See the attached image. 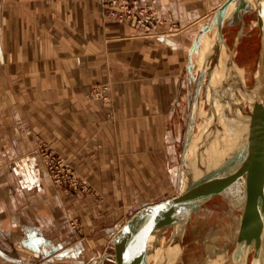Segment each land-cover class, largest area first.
Instances as JSON below:
<instances>
[{
	"label": "crops",
	"instance_id": "0c3cea01",
	"mask_svg": "<svg viewBox=\"0 0 264 264\" xmlns=\"http://www.w3.org/2000/svg\"><path fill=\"white\" fill-rule=\"evenodd\" d=\"M98 11V0H0V264H82L90 233L120 215V180L148 178L166 150L157 140L195 36L184 58L178 38L153 43ZM97 83L111 85L110 105L88 96ZM42 143L106 202L57 187Z\"/></svg>",
	"mask_w": 264,
	"mask_h": 264
},
{
	"label": "rangeland",
	"instance_id": "374dc122",
	"mask_svg": "<svg viewBox=\"0 0 264 264\" xmlns=\"http://www.w3.org/2000/svg\"><path fill=\"white\" fill-rule=\"evenodd\" d=\"M128 1L132 10L128 16L124 15V18H120L119 16H110L109 10L111 6L108 4L103 5L101 0H98L99 16L105 24L113 21L119 24H130L134 28L135 35H139L138 37L141 38H151L153 43L160 44L163 42V39H169L172 42L170 38L176 37L178 38V43L182 44L183 42L184 44L180 48L182 49L184 58H186L187 52L185 49L187 48V44L197 34L200 26L209 22L208 20L216 7L224 0ZM116 8H119V6L117 5ZM257 20V11L248 5L243 12L237 11L228 14L225 17L223 25L225 39L234 52L236 67L238 70L242 69L243 76L248 85L253 84L254 71L260 51V29ZM203 63L204 54L201 50L193 52L191 59L189 58L188 50L187 63L181 72L178 87L175 88L176 103L173 105L174 117L167 121L166 130L159 137V140H157L166 149L165 152L163 151L164 156L162 154V159H160L159 153L153 154L148 178L146 175H133L130 172L129 175L126 173L124 176L125 181L122 182L120 180L118 201L120 215L114 220L112 232L110 228L105 229L106 226L110 227L111 224H106L103 227V231L90 233L88 256L87 259H82V264H121L120 256L117 253V244L114 243L117 231L124 226L131 214L141 206L159 202L176 195L179 189L185 185L187 170L199 162V156L196 153L197 150H195L196 139L194 138L199 137L196 132L197 130L194 126L191 131L192 137L187 138L186 129L191 117L190 112L195 102H198L197 122H200V124H202V117L205 118L211 106L212 96L209 93L210 87L207 81V74L204 73L199 86L197 81ZM205 83L208 87L205 86ZM88 96L100 99L107 103V105H110L114 95L109 83H97L91 87ZM108 115L111 116L112 113ZM213 115H215L214 108ZM158 131L160 132V129ZM147 138L150 137L145 136L143 140ZM185 139L188 142H186L188 144L186 150L183 149L185 148ZM153 143L155 144L156 142ZM39 151L42 156L45 173L57 187L75 193L89 194L91 197H94L95 201L106 202L104 201L103 194L94 189L93 184L89 183L88 179L80 173L69 158L54 153L46 148L43 143L39 145ZM181 166H183L182 168L186 172L183 170L180 176L178 175V171ZM186 167L188 169H185ZM244 178H247L246 173L244 174ZM248 192L247 185H243L235 180L221 192L201 204L188 222L187 229L182 237L183 252L181 253V260L177 264H225L231 259L232 253L236 245H238L240 220L248 204ZM115 206L112 208L115 209ZM255 211L258 213L256 217H262L259 204ZM71 226L78 232L82 231L77 218L71 221ZM172 229L170 227L163 234L164 237L161 241H158L159 247L157 249L154 243L152 244L155 247L151 251V253L153 252V256L150 258L152 259L151 264H154L162 247H165L170 241ZM188 248H190L189 251H187ZM256 253L257 248L251 247L245 257L246 264H252ZM40 259L45 261L48 258L43 256Z\"/></svg>",
	"mask_w": 264,
	"mask_h": 264
},
{
	"label": "water",
	"instance_id": "95a60500",
	"mask_svg": "<svg viewBox=\"0 0 264 264\" xmlns=\"http://www.w3.org/2000/svg\"><path fill=\"white\" fill-rule=\"evenodd\" d=\"M248 5L258 14L260 51L254 71L253 86L251 85L253 89L256 88V94L251 109L247 142L225 162L205 175L195 178L188 169L186 175H189L190 180L185 183L182 191L177 195L159 202L145 204L132 213L114 237L121 264H148L146 259H150L151 253L147 245L149 235L157 225L162 228L172 227V232L175 233L182 228L183 232L191 216L201 204L235 180L248 186L249 196L247 207L240 220L238 245L231 259L225 264H246L245 257L253 246L257 248V253L252 264H264V229L262 228L264 224V0H224L216 8L211 21L200 26L191 43L189 58L191 59L193 52H198L202 36L214 29L216 51L206 54L198 79L200 85L206 73L208 82L211 83L214 68L212 58L218 56L217 52L222 45L227 51L231 50L223 33L225 17L228 16L227 13L231 8H233L232 12H243ZM230 55L233 61V53L230 52ZM219 91L216 93L217 96L221 94ZM245 173L247 178H244ZM258 204L262 214L260 218L256 217L255 211ZM182 232L177 234L179 245H181Z\"/></svg>",
	"mask_w": 264,
	"mask_h": 264
},
{
	"label": "bare ground",
	"instance_id": "6f19581e",
	"mask_svg": "<svg viewBox=\"0 0 264 264\" xmlns=\"http://www.w3.org/2000/svg\"><path fill=\"white\" fill-rule=\"evenodd\" d=\"M232 9L233 8H231L227 14L231 13ZM213 14L208 20L209 22L211 21ZM214 33V29H211L205 34V36H202V43L200 46V48L202 49L199 48L198 51L201 50L203 52L204 59L207 53L216 51ZM230 52L233 53L234 59V52L232 50L227 51L224 45H222L217 52L218 56L212 58V66L214 68L211 77L212 79L210 80L211 83H209V93L212 96L211 106L207 111L205 118L202 117V124H200V122H197L198 102L194 103V107L190 112L191 117L186 129L187 138L192 137L191 131L193 130L192 128H194V126L199 136L197 138L194 137L196 139L195 150H197L196 153H198L199 162L196 163V165H192L190 168L191 173L195 176V178L199 177V175H205L215 167L221 165L223 162H225V160H227V158H229L234 152L238 151V149L247 142L251 109L254 103L256 88L253 89V85L251 86L246 83L242 69H237L235 60L232 61L230 58ZM197 81L199 86V80ZM205 86L208 87L206 83ZM218 90H220L219 92H221V94L217 96L216 93L218 92ZM197 101L199 100L197 99ZM213 108L215 111V115H213ZM186 140L187 139H185L184 141V150H186L188 145V142ZM186 163L188 162L186 161ZM183 166H181L178 171V175L180 176L182 175V172L184 170V168H182ZM185 169L188 168L186 167ZM189 180L190 178L188 175L186 177L185 183H188ZM182 188L179 189L178 193L182 191ZM187 226L183 230V232L181 231L182 228H180L177 233L172 232V234L170 235V241L165 245V247H162V249L160 248L161 252L157 255V259H155V261L153 259L154 264H177V262L181 260V253L183 252L182 237L185 230L187 229ZM169 228L170 227L162 228L161 226L157 225V227L152 230L151 234L149 235V241L147 244L149 249H151L150 251H152V248L155 246L156 249L159 247L158 241H161V239L164 237L163 234ZM262 228L264 229V224L262 225ZM181 232V245H179V238L177 234H180ZM153 238L154 240L151 241ZM153 243L155 246H152ZM152 253H150V258L153 256ZM146 261L148 264H151L152 259H146Z\"/></svg>",
	"mask_w": 264,
	"mask_h": 264
},
{
	"label": "built area",
	"instance_id": "2783aa9c",
	"mask_svg": "<svg viewBox=\"0 0 264 264\" xmlns=\"http://www.w3.org/2000/svg\"><path fill=\"white\" fill-rule=\"evenodd\" d=\"M101 2L103 5L108 4L111 6L109 15L112 17L119 16L124 18V15L128 16L132 10L128 0H101ZM117 5L119 8H116ZM73 181L75 183V179Z\"/></svg>",
	"mask_w": 264,
	"mask_h": 264
},
{
	"label": "flooded vegetation",
	"instance_id": "af4514ba",
	"mask_svg": "<svg viewBox=\"0 0 264 264\" xmlns=\"http://www.w3.org/2000/svg\"><path fill=\"white\" fill-rule=\"evenodd\" d=\"M216 197V196H215ZM213 199V198H212ZM204 206V205H203ZM184 235V234H183ZM182 242H183V240H182ZM196 242V241H195ZM190 250V248H188V250L187 251H189Z\"/></svg>",
	"mask_w": 264,
	"mask_h": 264
}]
</instances>
